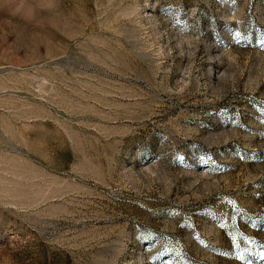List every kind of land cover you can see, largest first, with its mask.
Masks as SVG:
<instances>
[{"label":"rangeland","instance_id":"374dc122","mask_svg":"<svg viewBox=\"0 0 264 264\" xmlns=\"http://www.w3.org/2000/svg\"><path fill=\"white\" fill-rule=\"evenodd\" d=\"M0 264H264V0H0Z\"/></svg>","mask_w":264,"mask_h":264}]
</instances>
